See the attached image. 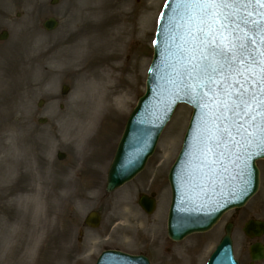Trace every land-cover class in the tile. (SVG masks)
<instances>
[{"label":"rangeland","instance_id":"374dc122","mask_svg":"<svg viewBox=\"0 0 264 264\" xmlns=\"http://www.w3.org/2000/svg\"><path fill=\"white\" fill-rule=\"evenodd\" d=\"M116 1H122L118 8L126 11L125 23L131 31L117 57L121 67L117 72V90H128L130 101L120 113L114 107L110 109L93 135L90 148L80 149L66 137L65 121L79 108V84L73 73L63 71L58 64L44 66L56 70L54 82L47 81L37 88L31 111L24 116L15 110L19 102L16 94L21 89L16 80L11 89L14 96L5 93L6 102H0V177L9 171L10 161L17 165L7 182L0 181V189L4 186L6 195L2 198L0 192V207L5 208L3 214L0 211V216L5 217L7 223L6 231L0 233V264H96L106 250L145 255L152 264H206L224 235L228 216L211 232L190 236L180 243L171 242L167 236L171 200L167 175L181 150L192 116L193 111L187 105L177 108L146 170L117 192H105L107 174L127 120L146 90L147 73L153 58L152 42L166 0H60L57 6H51V0H1L0 35L7 31L9 38L6 42L0 41V93L7 89L11 77L18 76L19 62H10V70L3 65L10 53L19 59L17 53L23 57L32 50L42 52L53 43L72 45L84 37L90 38L95 33L92 24L98 20L90 10L100 8L109 16L119 10L113 5ZM49 18L59 22L58 29L51 33L43 28ZM148 24H152L149 29ZM114 27L115 20L112 19L98 30L103 46L112 36ZM108 54L104 46L86 65L87 71L92 73L112 65L116 56L111 58ZM37 76L33 73L31 78ZM63 86L70 88L66 96L62 95ZM40 101L45 103L39 108ZM3 104L8 107L7 112H4ZM41 119L47 120L46 124L41 125ZM26 151L30 155L33 153L31 172L34 178L40 180V167L45 174L48 183L44 191L51 194L52 203L57 200L54 201V196H63L59 218L51 215V224L47 228L44 226L47 202L40 200L36 206L29 205V199H33L29 190L33 185L40 188L41 185L39 182L33 184L27 174ZM58 153L65 154L66 159L58 160ZM258 165L264 172V161ZM152 193L156 194L157 210L148 216L139 206L138 199ZM261 196L254 198L241 215L261 207ZM55 204L57 206L59 201ZM93 211L102 214L101 227L97 230L86 228L84 224L86 216ZM254 214L263 216L260 208ZM244 221L235 223L233 239L236 257L247 264L244 253L249 241L242 232Z\"/></svg>","mask_w":264,"mask_h":264},{"label":"water","instance_id":"95a60500","mask_svg":"<svg viewBox=\"0 0 264 264\" xmlns=\"http://www.w3.org/2000/svg\"><path fill=\"white\" fill-rule=\"evenodd\" d=\"M178 1H169L160 22L147 91L128 121L108 174L106 189L112 193L141 173L178 104H191L195 108L194 117L169 178L173 203L168 233L174 241L208 232L227 211L244 207L258 191L260 180L256 161L264 159V152L257 147L260 139L257 129L264 117L259 115L255 129H249L246 122L241 127L240 122L227 117L224 99L212 96L213 85L200 71L203 61L199 46L193 47V27L183 21L184 17H175ZM58 2L53 0L52 5ZM57 26L54 19L44 25L48 31ZM7 38L5 32L0 40ZM227 81L216 80L218 85ZM209 86L212 88L210 91ZM69 90L64 87L63 95ZM44 122L40 121L41 124ZM238 127L240 134H237ZM245 130L250 134L245 135ZM59 158L63 160L65 155L60 154ZM139 204L148 214L156 209L155 200L146 196L140 199ZM100 222V215L91 213L85 224L97 229ZM226 233L208 264H238L233 256L231 229L228 228ZM245 233L250 238L260 237L264 233V224L250 222ZM263 254L261 245L252 248L254 260L261 259ZM97 264L150 263L145 257L105 252Z\"/></svg>","mask_w":264,"mask_h":264},{"label":"bare ground","instance_id":"6f19581e","mask_svg":"<svg viewBox=\"0 0 264 264\" xmlns=\"http://www.w3.org/2000/svg\"><path fill=\"white\" fill-rule=\"evenodd\" d=\"M115 9L122 5V1H116L114 4ZM89 8V7H88ZM124 8V6H123ZM93 16H98V20L92 25L95 28V33L92 37L80 39L78 42L68 45L65 42L53 43L50 47H47L42 52L26 53L23 57L17 53L18 58H14L15 54L10 53L4 60L3 65L7 66L10 70L11 63L19 62L18 69L16 70L17 78L11 77L8 87L5 91L0 93V102L5 103L6 94H14L11 90L13 85L18 82L21 86L19 94H16V98L19 99L15 110L23 114H27L31 111L32 97L36 94L37 88H40L45 82L53 81L56 74V70L53 68L44 67L47 63L58 64L63 68V71L68 70L73 73V77L78 81V97L80 102L79 108L73 110L65 121L64 131L68 141L77 145L80 149L90 148L93 144L94 134L98 132L100 125L107 115L109 110L114 107L117 113H120L124 107H126L130 101V92L126 89L117 90L119 84L118 71L121 68L118 63V54L120 52L122 44L127 43L126 37L129 35V31L125 23L126 11L117 10L105 15V12L99 8V10H90ZM115 20V27L113 28V34L108 37L104 46L108 49V57L115 58L116 60L112 65L101 68L100 71L88 72L86 65L91 59L99 54L104 48L103 41L99 40L101 30L104 27L105 22ZM152 24H148L147 29L151 28ZM143 32V31H142ZM108 44V45H107ZM51 53V54H50ZM50 54L48 57L46 55ZM46 56V57H44ZM11 62V63H10ZM1 68V66H0ZM15 73V72H14ZM33 73H37L38 76L31 78ZM16 80V81H15ZM6 93V94H5ZM5 94V95H4ZM14 96V95H13ZM12 96V97H13ZM4 112L8 111V107H4ZM9 114V113H8ZM24 150V149H23ZM30 150V149H29ZM25 165L28 167V175L33 184L40 183L41 188L38 186H32L29 192L33 194V199H29V205H37V201H46V213L47 217L44 220V226L47 228L51 224V215L59 218L60 203L63 201L62 195L54 196V201L57 199L59 204L55 206L51 201V194H47L44 190L47 187V180L45 174L40 171V180L34 178L31 169L33 165V153L26 151ZM23 163V162H22ZM11 166L0 181L2 183L7 182L13 172L16 171V163L10 161ZM22 165V164H19ZM26 174V177H28ZM5 187L2 186L0 192H2V198H5ZM3 206L0 207L1 214L5 211ZM0 233H4L7 229L5 217L0 216ZM36 246V245H35Z\"/></svg>","mask_w":264,"mask_h":264},{"label":"snow or ice","instance_id":"6c2138e0","mask_svg":"<svg viewBox=\"0 0 264 264\" xmlns=\"http://www.w3.org/2000/svg\"><path fill=\"white\" fill-rule=\"evenodd\" d=\"M180 2L186 6H195L202 20L208 17H211L213 22L219 20L217 31L221 34V40L225 34H229L227 47L220 41L213 46L212 37H207L209 43L206 54L200 57L203 61L200 71L214 87H218L215 80L217 74H224L225 77L235 75V81L225 83L224 87V95L229 98L231 105L229 111L237 115H246L252 121L250 127L257 128L254 114L260 113L264 116V0H180ZM248 5L257 6L254 12L260 19L251 18L253 13L248 12ZM229 6L239 8L238 15H233ZM210 59H215L214 65L208 62ZM257 75L260 77L259 80H256ZM251 81H255V90ZM233 88L237 91L233 92ZM249 108H252L251 113L247 112ZM237 109L240 110L239 113ZM242 124L243 122H240L241 127ZM237 134H240L239 127ZM249 134L245 130V135ZM257 134L260 137L257 147L264 152V120H261Z\"/></svg>","mask_w":264,"mask_h":264},{"label":"flooded vegetation","instance_id":"af4514ba","mask_svg":"<svg viewBox=\"0 0 264 264\" xmlns=\"http://www.w3.org/2000/svg\"><path fill=\"white\" fill-rule=\"evenodd\" d=\"M261 176H262V182H263V180H264V172H261ZM263 185H264V183H262V187H261V190H260V194L263 196V198H264V187H263ZM259 211V209H255L254 211H253V213H250V214H243V215H241V212L242 211H235V212H233L232 214H230L228 217H229V219H228V221H227V223H233L234 225H235V223L238 221V220H245L243 223H245V222H247V221H249V220H251V219H258V220H262V221H264V208L262 207L261 209H260V211H261V213H263V216H261V217H256L255 216V214L254 213H256V212H258ZM258 214V213H257ZM264 239V237L262 238V240ZM262 240H260V242H262L263 243V241ZM257 242H259L258 240H256V241H252L251 242V244H250V246L249 247H247V252H245L244 253V256H245V260H246V262H247V264H264V261H261V262H257V263H255V262H253L252 260H251V258H250V247H251V245H253V244H255V243H257ZM264 244V243H263ZM179 258H181L180 256H179ZM238 261H239V264H244L243 263V260H242V258H240V257H238Z\"/></svg>","mask_w":264,"mask_h":264}]
</instances>
